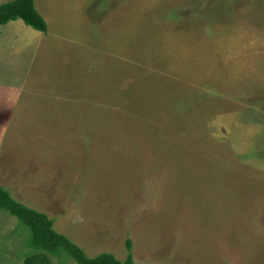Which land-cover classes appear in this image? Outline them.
Here are the masks:
<instances>
[{
    "label": "rangeland",
    "instance_id": "1",
    "mask_svg": "<svg viewBox=\"0 0 264 264\" xmlns=\"http://www.w3.org/2000/svg\"><path fill=\"white\" fill-rule=\"evenodd\" d=\"M33 2L46 32L0 26V187L89 257L264 264V0ZM31 243L0 210V264Z\"/></svg>",
    "mask_w": 264,
    "mask_h": 264
},
{
    "label": "trees",
    "instance_id": "2",
    "mask_svg": "<svg viewBox=\"0 0 264 264\" xmlns=\"http://www.w3.org/2000/svg\"><path fill=\"white\" fill-rule=\"evenodd\" d=\"M21 20L25 25L40 31H47V24L34 6L33 0H12L0 4V26L10 21ZM0 210H4L27 225L32 232L34 250L25 256L22 264H53L50 256L68 258L75 264H135L130 252L131 242L126 241L128 255L124 261L111 253L89 257L84 250L53 228V220L46 214L27 207L14 200L9 191L0 187Z\"/></svg>",
    "mask_w": 264,
    "mask_h": 264
},
{
    "label": "crops",
    "instance_id": "3",
    "mask_svg": "<svg viewBox=\"0 0 264 264\" xmlns=\"http://www.w3.org/2000/svg\"><path fill=\"white\" fill-rule=\"evenodd\" d=\"M38 11V10H37ZM43 17V16H42Z\"/></svg>",
    "mask_w": 264,
    "mask_h": 264
}]
</instances>
